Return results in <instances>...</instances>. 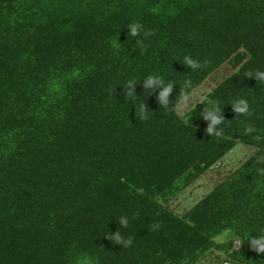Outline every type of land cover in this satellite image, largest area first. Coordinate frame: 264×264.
Listing matches in <instances>:
<instances>
[{"label":"trees","instance_id":"16d2710c","mask_svg":"<svg viewBox=\"0 0 264 264\" xmlns=\"http://www.w3.org/2000/svg\"><path fill=\"white\" fill-rule=\"evenodd\" d=\"M132 22L151 32L143 51ZM184 55L203 66L185 68ZM222 68L231 72L179 112L180 85L190 79L193 93ZM256 68L264 0H0V264H264L248 244L264 228L254 164L264 83L244 77ZM149 74L177 84L171 109L144 92ZM128 79L145 120L125 98ZM239 98L250 115L235 113ZM212 99L220 137L200 116ZM239 143L247 159L180 211L178 197ZM118 230L130 247L106 238Z\"/></svg>","mask_w":264,"mask_h":264},{"label":"clouds","instance_id":"9594fccd","mask_svg":"<svg viewBox=\"0 0 264 264\" xmlns=\"http://www.w3.org/2000/svg\"><path fill=\"white\" fill-rule=\"evenodd\" d=\"M129 30V36L136 38L135 43L141 47L143 51V36L151 35V32L144 29L143 25L139 22H132L127 25ZM182 64L185 68L191 69L193 71L200 69L203 65L201 61L193 58L191 55H184L182 61H177ZM204 63H207L206 61ZM244 77L255 79L258 83H264V70L256 68L254 70H249L244 73ZM144 92L147 91L150 93L158 92V103L162 108L171 109L169 107L171 101L170 96L173 94L175 86L177 85L172 80H165L162 75L158 74H149L144 77L142 80ZM138 82L135 79H128L125 81L123 86V91L125 93V98L127 101L135 100L134 108L136 111V116H139V119L145 120L148 118L149 109L142 99H136L140 97L136 94V87ZM192 88V83L190 79H186L183 82V85H180V94L179 99L185 107L188 106L189 101L192 99L193 93L189 91ZM150 90V91H149ZM236 114L240 115H250V106L246 99L239 98L231 104ZM175 107L179 105L175 104ZM200 116L208 124L206 129V134L210 137H220L224 132L225 118L223 116V108L220 106L219 102L212 99L204 104L203 111H201ZM246 133H251L254 131L253 128L249 127L245 129ZM256 139L261 140L260 136H257ZM254 164L258 165L257 174L259 176H264V154H260L255 160ZM222 163H218L216 169H218ZM119 225L121 227H127L128 218L125 216L120 217ZM159 227L158 223L152 225V230H155ZM110 241H114L115 244L122 245L123 248H128L132 245L133 240L131 237L125 238L120 231L115 233L111 232L110 236H106ZM243 244L239 238L236 239V245L240 247ZM248 244L251 250L255 251L257 254L264 256V228L260 229L258 234L255 236H250L248 238ZM226 264H229L226 262Z\"/></svg>","mask_w":264,"mask_h":264},{"label":"rangeland","instance_id":"374dc122","mask_svg":"<svg viewBox=\"0 0 264 264\" xmlns=\"http://www.w3.org/2000/svg\"><path fill=\"white\" fill-rule=\"evenodd\" d=\"M231 71L227 68H222L210 77L202 86L193 92L192 99L189 101L187 107L183 103L179 104L178 111L183 113L191 108L196 102L200 101L218 82H220ZM252 149L242 143H239L236 148L226 157L222 162L221 167L209 171L201 178H199L194 186H190L186 192L181 194L175 202L176 207L184 212L193 207L199 200L206 196L212 188H214L227 174L232 172L240 163H242L252 153ZM209 261V260H208ZM203 264H209L205 262Z\"/></svg>","mask_w":264,"mask_h":264},{"label":"bare ground","instance_id":"6f19581e","mask_svg":"<svg viewBox=\"0 0 264 264\" xmlns=\"http://www.w3.org/2000/svg\"><path fill=\"white\" fill-rule=\"evenodd\" d=\"M221 167V166H220Z\"/></svg>","mask_w":264,"mask_h":264}]
</instances>
